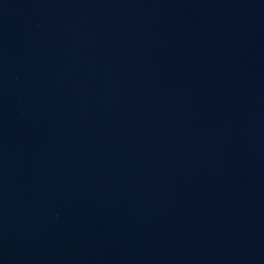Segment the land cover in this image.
<instances>
[{
    "label": "water",
    "instance_id": "water-1",
    "mask_svg": "<svg viewBox=\"0 0 264 264\" xmlns=\"http://www.w3.org/2000/svg\"><path fill=\"white\" fill-rule=\"evenodd\" d=\"M0 264H264V0H0Z\"/></svg>",
    "mask_w": 264,
    "mask_h": 264
}]
</instances>
